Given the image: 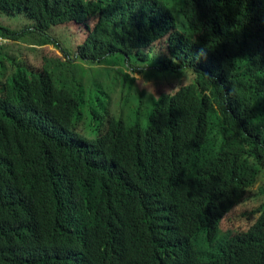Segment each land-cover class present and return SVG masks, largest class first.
I'll use <instances>...</instances> for the list:
<instances>
[{
	"label": "trees",
	"instance_id": "trees-1",
	"mask_svg": "<svg viewBox=\"0 0 264 264\" xmlns=\"http://www.w3.org/2000/svg\"><path fill=\"white\" fill-rule=\"evenodd\" d=\"M2 10L32 22L0 23V37L40 33L68 58L119 66L98 78L115 71L129 94L116 111L93 84L86 114L76 63L63 74L69 61L49 45L39 64L0 47V264H264V0H0ZM76 25L72 55L50 30ZM151 67L184 77L134 88L127 69Z\"/></svg>",
	"mask_w": 264,
	"mask_h": 264
},
{
	"label": "rangeland",
	"instance_id": "rangeland-1",
	"mask_svg": "<svg viewBox=\"0 0 264 264\" xmlns=\"http://www.w3.org/2000/svg\"><path fill=\"white\" fill-rule=\"evenodd\" d=\"M31 19L23 14H13L8 13L6 11H0V23L6 27L12 28V29H22L23 27H26L31 24ZM62 26V25H60ZM80 26L76 25L70 26L64 28V31H61L59 27H56L53 30V39L58 40L59 43L62 44L63 48L68 51L72 55H76L77 51L75 48V44L78 42H82V29L79 28ZM81 33V36H80ZM84 36V34H83ZM44 37L40 33H30L28 36H25L21 40H12V39H6L0 37V47L5 46V50L10 51V53L15 54L19 60H27L28 62L39 64L42 61L41 56H33L37 55L41 52V50L37 51L40 48L47 47L49 45V48L55 53L48 54L54 56H58L59 54L64 56L65 59L69 62L64 63V65L61 66V69L63 71V74H65V71L67 69H72L70 66L66 64L70 63H76L75 65L79 66V77L81 81V76H84V82L87 83L86 86V99L89 103L86 109V114L88 112H91V108L95 105L98 106L97 103H92L91 99L94 96H91L88 92L89 90H94L93 84H100L103 86V89L107 92V94H110L113 96V100L115 105L113 104L116 111L121 110V101L126 100L129 94L128 86H125L124 88L122 86H118L120 83L114 84L111 80L115 74V71L112 72L111 76H107L103 74L101 71L100 73V79L98 78V72L100 70H103L105 68H113L114 70H118L121 67L114 66V65H103V64H88L84 63L83 59H80L76 56H72L74 58H68L67 55L63 50H61L60 47L56 46L52 43H45ZM44 42V44H43ZM59 55V56H60ZM41 58V60H40ZM118 57H115L114 60L117 61ZM1 65V64H0ZM111 66V67H110ZM1 70V69H0ZM65 70V71H64ZM161 71V70H160ZM156 71L154 67L147 68L143 73L134 72L131 68L127 69V74H129L132 78L136 80L134 82V88L135 86H140L143 84L145 85H153L156 82H173L176 83V87L180 85V81L184 76H180L179 74H173L169 71L160 72ZM69 76H73L72 74H69ZM121 78V76H120ZM188 80V79H187ZM186 82V81H184ZM113 85H116L117 87H114ZM102 97H104L103 94H101ZM120 114L119 112H117ZM264 176V173H263ZM262 185L264 184V178L262 180ZM231 205V204H230ZM230 209V208H229ZM245 212H247V207L245 205H240L236 209H234L231 212V216L239 222V218L241 215H243ZM238 227V226H237ZM233 230L232 223L228 222L224 225V233L228 234L230 231Z\"/></svg>",
	"mask_w": 264,
	"mask_h": 264
},
{
	"label": "bare ground",
	"instance_id": "bare-ground-1",
	"mask_svg": "<svg viewBox=\"0 0 264 264\" xmlns=\"http://www.w3.org/2000/svg\"><path fill=\"white\" fill-rule=\"evenodd\" d=\"M165 15V14H164ZM190 253V252H189Z\"/></svg>",
	"mask_w": 264,
	"mask_h": 264
}]
</instances>
